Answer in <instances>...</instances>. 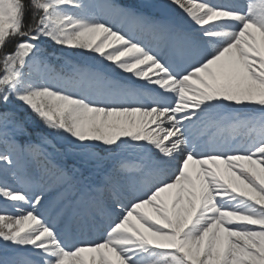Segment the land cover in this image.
<instances>
[{
  "label": "rangeland",
  "instance_id": "rangeland-1",
  "mask_svg": "<svg viewBox=\"0 0 264 264\" xmlns=\"http://www.w3.org/2000/svg\"><path fill=\"white\" fill-rule=\"evenodd\" d=\"M194 1L200 8L191 16L190 29L182 27L184 18H172L170 27L161 29L100 2L84 16L85 33L116 61L119 84L111 86L102 79L98 89L82 93L76 104L85 116L75 119L76 131L86 133L87 143L110 145L125 137L127 123L139 118L141 127L161 133L154 130L151 144L144 140L145 132L133 139L136 148L143 147L137 160L144 164V173L136 187L117 183L122 199L117 209L91 186L71 200L60 190L43 192L49 186L29 178L21 166L5 168L0 178L6 190L2 210L13 216L0 217V247L11 250L5 264H145L143 241L154 240L159 224L188 235L196 250L204 247L205 232L214 226L224 244L226 264H264L253 255L263 247L262 231L243 226L262 224L258 191L243 181L245 169L252 170L257 187H264V127L253 125L255 118L238 123L232 109L217 99L214 111H219L221 122L206 129L192 103L201 91L200 81L212 78L223 84L264 58V0ZM233 6L237 10L229 9ZM228 12L240 18L234 21ZM110 21L126 34V42L115 36ZM105 64L103 58L98 66ZM254 90L260 109L264 97ZM23 100L34 103L29 93ZM92 119L107 123L105 135L89 129ZM70 139L77 141L78 135ZM7 151L12 152L1 148L2 154ZM56 175L51 172L49 179ZM239 185L246 188L245 194L235 192ZM216 189H225L231 199L232 207L222 219L211 216L209 199ZM48 201L63 202L60 224L53 220L55 213L41 223ZM26 233L29 242L24 246L18 238Z\"/></svg>",
  "mask_w": 264,
  "mask_h": 264
},
{
  "label": "trees",
  "instance_id": "trees-1",
  "mask_svg": "<svg viewBox=\"0 0 264 264\" xmlns=\"http://www.w3.org/2000/svg\"><path fill=\"white\" fill-rule=\"evenodd\" d=\"M119 1L141 16L162 19V23L171 9H196L189 0ZM90 3L91 0H0V144L18 143L13 146L12 156L0 160V169L20 162L23 147L29 146V166L35 167L37 176L44 169H52L50 161L53 160L64 166L69 186L77 189L98 178L102 169L120 166L123 162L114 153L130 147L128 140L117 141L109 148L94 144H87L86 148L69 139L76 131V117L84 116L78 105L66 104L69 80L74 78L78 65L73 57L81 55L83 59L97 62L101 55L96 43L84 34V22L75 16L76 6L87 7ZM33 68L38 69L39 76L44 73L46 80L38 77L24 87L19 75ZM255 83L264 89V62L259 63L257 72L249 69L230 87L223 88L225 99L241 112H254L255 98L251 90ZM24 91L32 94L34 105L23 102ZM89 128L105 134L102 122L91 121ZM138 128L137 122L130 123V134H137ZM82 136L79 140L83 143ZM220 207L221 202L216 201L214 211ZM262 212L264 217V209ZM160 230L155 243L172 245L171 230L167 227ZM187 241L183 236L179 251L146 247L147 264H226L217 232H210L206 250H195ZM207 251L213 254V262L208 261ZM261 254L264 258V246ZM253 255L257 256V251Z\"/></svg>",
  "mask_w": 264,
  "mask_h": 264
},
{
  "label": "bare ground",
  "instance_id": "bare-ground-1",
  "mask_svg": "<svg viewBox=\"0 0 264 264\" xmlns=\"http://www.w3.org/2000/svg\"><path fill=\"white\" fill-rule=\"evenodd\" d=\"M229 9H231V10H237V6H233V7L229 8ZM233 13L234 12H228V14L230 15V17L232 19H234V21L240 18V16H237L236 14H233ZM228 14L226 13L227 16H229ZM233 50H234V48L232 50H230V52H233Z\"/></svg>",
  "mask_w": 264,
  "mask_h": 264
}]
</instances>
